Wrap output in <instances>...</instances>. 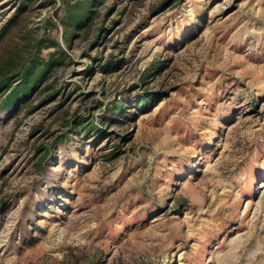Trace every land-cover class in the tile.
I'll return each instance as SVG.
<instances>
[{
  "label": "rangeland",
  "instance_id": "rangeland-1",
  "mask_svg": "<svg viewBox=\"0 0 264 264\" xmlns=\"http://www.w3.org/2000/svg\"><path fill=\"white\" fill-rule=\"evenodd\" d=\"M0 264H264V0H0Z\"/></svg>",
  "mask_w": 264,
  "mask_h": 264
},
{
  "label": "trees",
  "instance_id": "trees-1",
  "mask_svg": "<svg viewBox=\"0 0 264 264\" xmlns=\"http://www.w3.org/2000/svg\"><path fill=\"white\" fill-rule=\"evenodd\" d=\"M9 80V76L8 75H4L3 77H0V88L5 85Z\"/></svg>",
  "mask_w": 264,
  "mask_h": 264
}]
</instances>
